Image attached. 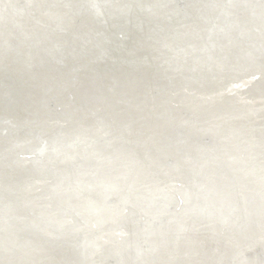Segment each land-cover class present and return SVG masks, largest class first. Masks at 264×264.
Masks as SVG:
<instances>
[{"label":"water","instance_id":"1","mask_svg":"<svg viewBox=\"0 0 264 264\" xmlns=\"http://www.w3.org/2000/svg\"><path fill=\"white\" fill-rule=\"evenodd\" d=\"M3 59L0 264H264V0H0Z\"/></svg>","mask_w":264,"mask_h":264},{"label":"bare ground","instance_id":"2","mask_svg":"<svg viewBox=\"0 0 264 264\" xmlns=\"http://www.w3.org/2000/svg\"><path fill=\"white\" fill-rule=\"evenodd\" d=\"M23 53H25L26 54V50L25 51H23ZM11 63V61H9V59L7 60V64H4V59L1 61V63H0V65H1V68L2 67H5V65H8V64H10ZM37 73V75L39 76V75H41L40 73H38V72H36ZM248 78V76H246V78L245 79H247ZM24 78H21V80H23ZM75 79V78H74ZM228 85H229V83H228ZM244 85V83L242 84V86ZM179 89V88H178ZM173 90V89H172ZM174 91H177V89H174ZM71 95H74L72 92H69ZM123 94H127L126 93V89L122 92V93H119L118 94V96H122ZM143 95V94H142ZM142 95H140V96H142ZM140 96H136L135 97V100L133 99V101H132V103H131V106H135V105H138L139 106V104H141V100H142V97H140ZM198 96H200V97H202L199 93H198ZM100 97V96H99ZM128 99V96H122L121 97V100L122 101H124V100H127ZM258 99H260V98H258ZM19 100L20 99H18V101L17 102H19ZM175 100V99H174ZM56 103H55V106H60V102L61 103H63V101H61V100H56L55 101ZM139 103V104H138ZM64 104V103H63ZM24 110V112H23V115L22 114H20L19 115V117H18V121H19V123H21V122H27V123H31V124H33L32 123V121H34V116L32 115V112H31V110L30 109H26L25 110V108L23 109ZM25 112H27V113H25ZM12 115V113H11V111H10V113H9V119H10V116ZM58 115H60L59 114V112H57V115L56 116H51V117H48L47 118V121H49V119H51L52 121H54V120H57L56 118H58L57 116ZM11 119H12V117H11ZM22 124V123H21ZM31 128V127H30ZM2 129V128H1ZM31 130V129H30ZM30 130H29V132H30ZM1 139V138H0ZM2 141L3 142H5L4 141V138L2 137Z\"/></svg>","mask_w":264,"mask_h":264},{"label":"rangeland","instance_id":"3","mask_svg":"<svg viewBox=\"0 0 264 264\" xmlns=\"http://www.w3.org/2000/svg\"><path fill=\"white\" fill-rule=\"evenodd\" d=\"M135 264H137V261L134 259V261H133ZM125 264H130V263H125ZM132 264V263H131Z\"/></svg>","mask_w":264,"mask_h":264}]
</instances>
